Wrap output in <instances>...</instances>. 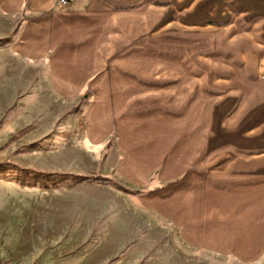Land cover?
<instances>
[{"label":"crops","instance_id":"0c3cea01","mask_svg":"<svg viewBox=\"0 0 264 264\" xmlns=\"http://www.w3.org/2000/svg\"><path fill=\"white\" fill-rule=\"evenodd\" d=\"M212 7L207 51L197 44L179 58L193 85L208 61L204 135L199 119L168 109L179 104L152 100L168 87L170 61L168 39L152 40L153 13L164 10L155 0H0V37L21 20L6 44L14 55L45 64L59 93L96 90V133L116 136L109 157L122 184L143 191L138 203L192 249L250 263L264 258V16L222 0Z\"/></svg>","mask_w":264,"mask_h":264},{"label":"rangeland","instance_id":"374dc122","mask_svg":"<svg viewBox=\"0 0 264 264\" xmlns=\"http://www.w3.org/2000/svg\"><path fill=\"white\" fill-rule=\"evenodd\" d=\"M155 2L164 10L153 13L152 40L168 39L170 61L168 87L152 100L179 104L168 109L183 108L185 118L199 119L204 135L208 61L199 60L195 77L201 84L193 85L189 63L182 67L179 58L192 56L197 44L201 55L207 51L208 23L214 25L208 21L219 0ZM222 2L264 16V0ZM166 12L164 33L158 25ZM20 24L0 37H9L0 42V264H264V258L245 263L192 249L175 226L138 203L143 191L125 187L109 157L116 136L105 141L96 133V90L59 93L45 64L14 55L6 44ZM217 45L236 47L218 38Z\"/></svg>","mask_w":264,"mask_h":264},{"label":"built area","instance_id":"2783aa9c","mask_svg":"<svg viewBox=\"0 0 264 264\" xmlns=\"http://www.w3.org/2000/svg\"><path fill=\"white\" fill-rule=\"evenodd\" d=\"M74 0H59V3L61 5H68L70 4L71 2H73Z\"/></svg>","mask_w":264,"mask_h":264},{"label":"trees","instance_id":"16d2710c","mask_svg":"<svg viewBox=\"0 0 264 264\" xmlns=\"http://www.w3.org/2000/svg\"><path fill=\"white\" fill-rule=\"evenodd\" d=\"M9 40V37H6V38H3V39H0V42H7ZM76 177H79L81 178L82 176H76ZM84 178V177H82Z\"/></svg>","mask_w":264,"mask_h":264}]
</instances>
